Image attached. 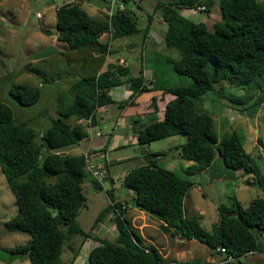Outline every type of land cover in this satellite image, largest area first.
Here are the masks:
<instances>
[{
  "label": "trees",
  "instance_id": "obj_1",
  "mask_svg": "<svg viewBox=\"0 0 264 264\" xmlns=\"http://www.w3.org/2000/svg\"><path fill=\"white\" fill-rule=\"evenodd\" d=\"M139 1L143 0H118L112 14L101 18L90 17L79 2L59 6L55 10L57 39L72 51L94 50L108 55L111 53L108 43L100 42L104 33L115 40L141 32L135 12L128 8L131 5L140 10ZM202 5L206 10L209 7L205 0L157 2L155 10L147 15L143 33H148L154 15H160L166 25L164 44L179 53L178 60L168 62L176 74L190 78L192 83L167 90L166 94L173 98L164 105L162 119L154 112L156 118L139 125L135 137L138 145L145 146L184 135V144L174 150L181 159L192 163L190 174L220 167L218 176L232 178L241 171L253 177L263 196L253 199L247 208L237 200L230 205H218L217 221L208 232L201 227L200 216L184 217V199L193 183L162 168L155 160L147 159L146 164L129 171L122 185L132 192L130 205L137 204L139 211L158 220L164 234L181 242L197 241L212 254L232 259L224 264H243L241 259L249 252L264 256V173L236 132L219 139L213 115L198 110L195 101L215 86L246 89L264 76V1L220 0L221 21L212 29L179 13L181 9L196 10ZM113 65L115 70L106 65L100 73L72 82L66 92L71 99L64 102L60 97L56 117L50 118V126L45 130L37 131L18 122L12 110L0 103V170L17 206L16 214L4 223V228L28 236L25 244L8 252L26 255L30 264H61L64 248L72 256L68 263L73 264L90 238L97 245L88 254V264H169L154 246L145 245L141 234L126 218L127 202L117 201L111 190L106 191L109 203L85 232L77 222L86 201L83 186L88 176L83 172V157L54 154L87 138V128L79 122L91 118L95 124L98 109L114 104L123 109L136 95L152 91L144 85L142 74L132 77L128 68ZM122 85L132 93L128 100L116 103L109 92ZM9 94L22 107H30L40 99L39 89L26 85H13ZM263 102L264 94L258 95L255 101L238 110L253 116ZM166 154L157 153L153 157ZM217 159L221 161L219 166ZM91 182L102 190L94 180ZM110 215L115 239L92 236L96 225ZM221 248L225 252L217 253Z\"/></svg>",
  "mask_w": 264,
  "mask_h": 264
},
{
  "label": "rangeland",
  "instance_id": "obj_2",
  "mask_svg": "<svg viewBox=\"0 0 264 264\" xmlns=\"http://www.w3.org/2000/svg\"><path fill=\"white\" fill-rule=\"evenodd\" d=\"M68 1L70 0H0V103L7 105L12 110L13 116L18 122L26 123L37 131L48 128L50 118L56 117L60 97L64 99V102L71 99L66 95L70 83L78 78L99 72L100 66L107 56L110 57V62L113 61V57L125 58L130 64V71L133 76L139 75L138 71L142 67L144 71H155V78L164 86L191 85L192 80L176 74L171 64L167 63L165 59L166 56L179 59V53L177 50L165 46L164 32L166 25L164 23L161 26L155 25L152 27L150 42L147 45H142L143 29L147 23V15L150 12L147 8L150 7V2L153 0L139 1V3H142L140 10L133 9L141 32L134 36L114 40V47H118L123 43H132V46L123 48V50L119 49L115 56L113 52L106 56L100 54L99 63L97 60H91L90 66L87 68L80 61V57L86 55L82 54L85 52L72 51L57 39L55 10ZM74 1L79 2L85 11L88 3H90V6H88L90 8L105 9L103 12H97L98 15L95 18L103 17L110 7L109 3L103 0ZM206 1L212 2L207 13H199L191 9H183L179 13L188 20L204 23L208 29H212L216 23L221 21L220 0ZM36 13H39L42 18L37 19ZM152 40L154 41L153 45H151ZM103 41H111L109 33L105 34ZM43 46L46 47L45 49L49 48L50 53L42 59H33L34 55L42 51L40 49ZM92 53H90L91 57H93ZM53 80H57L58 84L53 83ZM13 85L38 88L40 91L39 101L30 107L20 106L9 94ZM262 94H264V76L246 89L215 86L213 91L208 92L195 103L198 110L211 114L216 119L215 129L219 139L231 132H236L242 137L245 150L250 153L252 150L250 145L251 136L254 139L261 138L263 146L259 148H264V120L258 125L254 120V116L250 115L249 112H241L238 109L248 106L257 99L258 95ZM151 95H153V92L143 94L140 100H147V97L150 98ZM113 98L119 100V102L129 99H122V95L118 96L116 93H114ZM116 105L108 107L110 109L108 112H103L106 121L102 132L112 136L110 139L111 144L106 153L110 163L109 173L116 185V192L121 198H125L127 195V189L122 185L124 176L129 171L146 164L147 159L155 160L162 168L170 170L180 178L188 179L193 183V187L188 191L184 201V217H202L200 225L208 232L211 231L213 224L217 221L218 205H230L233 200H237L244 208H247L253 199L263 196L257 191L259 187L256 190L253 188V184H249L251 186L249 189L247 183L240 180L244 176L241 173H239L237 179L228 177L211 185L207 183L206 176L201 178L198 175L190 174L192 163L179 158L178 151L173 148V146L184 144V135L157 140L148 145L140 146L134 135L129 136L126 140L125 137L118 136V130H116V134H113L112 131L121 112V108L118 104ZM141 108L142 106L137 108L136 111L141 110ZM134 109L129 108L124 117H128ZM126 120L129 121V119ZM143 123L147 124L146 121H143ZM115 143L120 146H115ZM79 145H84V141H81ZM255 147L257 148V146ZM166 152L168 154L165 156L153 157L154 154ZM74 153L71 150V154L74 155ZM252 158L264 172V157L252 156ZM89 179L88 176L85 182L87 183ZM83 191L86 198L85 207L80 211L77 222L85 232H88L99 212L109 203V199L108 197L106 199L103 190L86 187ZM119 201L121 203L127 202L128 213L126 218L134 223L136 227L143 228L144 235L153 240L154 246H159L160 252L166 257L169 264L186 261L218 264L211 261L212 258L215 259L220 255L212 254L206 246L197 241L181 242L177 238L164 234L159 229V221L154 217L145 212L134 210L130 205V200L123 199ZM16 212L15 199L0 170V250L5 252L17 245L25 244L28 240L26 234L8 232L4 228V223L11 219ZM110 217L111 215L105 216L103 221L96 225L92 236L107 240L115 239V230L111 231L108 227L113 225L112 220L108 222ZM135 218L136 221L134 222ZM96 245L97 243L94 242L93 238L88 239L80 249L73 264H88L89 251ZM255 258L264 257L256 255ZM71 259L70 252L64 248L60 263L69 264L68 262ZM252 261L253 259H241L243 264H249L248 262ZM0 264L7 263L0 261ZM12 264L30 263L28 260L23 259L14 261Z\"/></svg>",
  "mask_w": 264,
  "mask_h": 264
},
{
  "label": "crops",
  "instance_id": "obj_3",
  "mask_svg": "<svg viewBox=\"0 0 264 264\" xmlns=\"http://www.w3.org/2000/svg\"><path fill=\"white\" fill-rule=\"evenodd\" d=\"M171 1H175V0H153V1L150 2V7L147 8V10L150 11L149 13H152V11L155 10V7L157 5V2H162V3L165 4V3H169ZM205 2H206L207 5L209 4V7L207 8V10H205L203 12L204 13H207L209 11L210 7H211V4H210L211 2L210 1L207 2L206 0H205ZM137 3L139 5V7H141L142 3L141 2L140 3L137 2ZM86 5H87L86 13L90 17H92V18H95L96 15H98L97 12H103V11H105V9L102 10L99 7L98 8H90V7H88V6H90V3H88ZM202 6H204V5H202ZM130 8L131 9H135L134 6H131ZM181 10H183V9H181ZM196 12L202 13L200 11H196ZM195 19H197V18H195ZM192 22H194V21H192ZM162 24H163V22L161 20L160 15H158L156 13L154 15V18H153V21H152V24H151V27H150L148 33L147 34H144L143 33L142 45H147L150 42V31H151L152 27H154L155 25L161 26ZM104 36H101L100 37V42H102V43H108V45H109V47L111 49V53L113 52L114 53V56L117 55V51L119 49H122L123 50V48H127V47H131L132 46V43H123L122 45H120L118 47H114V40H111L109 42H107V41L105 42V41H103ZM153 44H154V41L152 40L151 41V45H153ZM45 48L46 47L43 46L40 50H43ZM91 52H93L92 53V56L93 57H91V55H90ZM82 54H86V55L80 57L81 63H83V66H85L86 68L88 66H90V61L91 60H97L98 63H99L100 54L96 53L94 50L85 51V53H82ZM165 59H166L167 63H169L168 62L169 60H178V59H173L172 57H167V56L165 57ZM112 60L113 61L110 62V57H106V60H104L103 63H102V65L100 66V71L97 72V73H100L102 71L103 67H105L106 65L115 64V63L118 64L119 66L123 67V68H128L129 71H130V64L127 62V60L125 58H123V57H115L114 58L113 57ZM121 62H123L124 64L123 65H120ZM138 74L139 75L142 74V77L144 79V85L147 86L148 89H150L152 91L151 92H146V93H142V94L136 95L134 97V99L131 101V104H128L123 109H121L120 115L118 116V120H117V122L115 124V127H114V129H113L112 132H113V134H116V130H118V133H119L118 136L125 137L126 140H128L129 136H131V135H134L135 136V131H136L137 127L139 125H141V124H145V123H143V121H146V123L148 124L152 120H154L156 117L158 119H162L164 105L173 98L170 94H166V91L167 90H170V89H173V88H176V87H179V86L169 87V86H164V84H160L158 82V80L155 78L156 72L155 71H152V70L144 71L142 69V67H141L139 69V71H138ZM139 75H137V76H139ZM130 76L137 77V76H133L131 74V71H130ZM52 82L55 83V84H58L57 80H53ZM164 91H165V93H164ZM152 92H153V95H151L150 98L147 97V100H144V101H141L140 100V98H141V96L143 94H148V93H152ZM114 93H116V95H118V96L119 95H122V99H126V98H129L130 97V95H131L132 92L129 91V88L126 85H122V86H119V87H116V88L111 89L110 92H109V95L112 97V99L116 103H118L119 100H115L113 98ZM123 97H125V98H123ZM155 98H157V101L154 102L153 99H155ZM110 106H117V105L116 104H114V105H108V106H105L103 108H100V109H98V111L95 114V117H96L95 125H97L99 127V129L101 130V132H102V128L105 126L104 122L106 121L104 119L103 112L104 111H105V113L108 112V110H110V109H108V107H110ZM140 106H142L141 110L136 111V109L137 108H140ZM131 107L132 108H135V109L129 114L128 117H124V115L126 114L127 110L129 108H131ZM154 112H157L156 117L154 116ZM120 116H122V117H120ZM253 116H254V120L257 122L258 125H259V123H261L264 120V102L259 106L257 112ZM126 119H129V121H127ZM218 121L220 122V119ZM79 123H81L84 127H87L86 120L80 121ZM86 131H87V129H86ZM87 134L89 136L90 133H87ZM111 137L112 136H108L106 133H103L102 132V137H100V138H94L93 139V147L95 149H102L106 153L109 145L111 144L110 143ZM250 140H251V142H250L251 144L250 145H251L252 150H251L250 153L249 152H247V153H249L253 157H261L260 156V153H259V149H260L259 147L263 146L261 138H255L254 139L251 136ZM83 141H84V145H81L80 146L78 144V145H76V146L71 147L70 149H68L70 155H73V154H71V150L73 152H75L74 155H81L85 150L88 149V147H89L88 139L86 138ZM116 143H115V146H120V145H117ZM255 146H257V148ZM174 147H176V146H173V148ZM177 155L179 157V154H177ZM106 160H107L108 179L106 180L105 188H107V190H111V192L114 195V198L117 201L123 200V199L130 200L131 201V199H132V192L131 191L127 190V195H126L125 198H121L117 194V192H116V185L114 184V180L111 178L110 173H109L110 172V169H109L110 163L108 162V159H107V153H106ZM220 163H221V161L217 159L216 160V164L219 166ZM220 173H221V168L220 167H215L212 170H209L208 169V170H205V171H203V172H201V173H199L197 175L199 177H201V178L206 176L207 183L209 185H211V184L218 183V182H220L222 180H225V179H227L229 177V176L228 177H220V176H218V175H220ZM239 173H241L243 175V173L241 171H238V172H236L233 175L232 178L233 179H237ZM240 180L241 181H245L248 186H249V184H253V188H255L256 190L258 189V187L256 186L257 184L254 183V179H253L252 176H245L244 175L243 177H241ZM86 187H91V188H93L95 190H98V189H96V187L94 186V184L91 182V179L87 183L85 182V185H84L83 189L86 188ZM250 187L251 186H249V189H250ZM102 190L106 194V191L103 188H102ZM257 191L262 194V192L259 189ZM185 198H186V196H185ZM106 199H107V194H106ZM184 201H185V199H184ZM132 207H133L134 210H136V211L139 212V210L137 208H135L134 205H132ZM127 213H128V211L126 212V215H127ZM143 218L146 219L145 217H143ZM109 220L110 219H108V222H109ZM135 221H136V218H135L134 222ZM131 224H132V226L134 225V228L136 230H138V232L141 234L142 238L145 240V245H152V246H154L153 240L150 237L147 238L144 235L143 228L141 229V227H136L134 223H131ZM108 227H109V229L111 231L114 229L113 225H111V226L109 225ZM95 243H97V242H95ZM154 247L162 255V253L159 250L160 249L159 246L158 247L157 246H154ZM256 255L263 256V255H260V254H252V255H246L242 259H246V260L253 259L252 262H248L249 264H263L264 263V258L257 259V258H255ZM162 257L166 259V257H164L163 255H162ZM222 259H223V256L220 255V257H216L215 259L212 258V261L211 262H215V263H218L219 264V263H221ZM257 262H259V263H257Z\"/></svg>",
  "mask_w": 264,
  "mask_h": 264
},
{
  "label": "built area",
  "instance_id": "obj_4",
  "mask_svg": "<svg viewBox=\"0 0 264 264\" xmlns=\"http://www.w3.org/2000/svg\"><path fill=\"white\" fill-rule=\"evenodd\" d=\"M117 1L118 0H107V2L109 3V6H110L106 11L107 15L112 14V12L115 8V3ZM75 2H77V1L70 0L63 5L72 4ZM119 8L122 9L123 6L120 5ZM205 10L206 9L204 6H197L196 7V11L203 12ZM36 18L41 19L42 16L39 13H36ZM105 34L106 33H104L102 36H104ZM123 64H124L123 62L120 63V65H123ZM86 122H87L86 128L88 131L87 133H90V134H89V136L87 134L89 147L87 150H85L81 154V156L83 157V161H84L83 172L87 176H89V178H91L97 184H99L105 191H107V188H105V183H106V180L108 179L106 153L102 149H95L93 147V139L102 137V132L97 125L91 123V118L86 120ZM259 153L261 156L264 157V148H260ZM54 154L59 155V156H65V155H69L70 153L68 150H65V151L55 152ZM145 252H148V250H145ZM216 252L217 253L218 252L224 253L225 249H223V248L217 249ZM252 254L253 253L249 252L247 255H252ZM230 261H232V259H227V260L222 259L221 263H219V264H224V263H227Z\"/></svg>",
  "mask_w": 264,
  "mask_h": 264
},
{
  "label": "water",
  "instance_id": "obj_5",
  "mask_svg": "<svg viewBox=\"0 0 264 264\" xmlns=\"http://www.w3.org/2000/svg\"><path fill=\"white\" fill-rule=\"evenodd\" d=\"M50 53V49H43L42 51L38 52L36 55L33 56V59H42L46 57ZM110 70H115L116 66L113 64H109L107 66ZM259 187V185H256ZM134 207L137 208V204H134ZM26 259V255L24 254H14L11 252H5L3 250H0V261L6 262L7 264H12L14 261L23 260Z\"/></svg>",
  "mask_w": 264,
  "mask_h": 264
}]
</instances>
